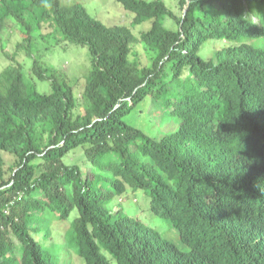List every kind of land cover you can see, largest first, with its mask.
I'll return each mask as SVG.
<instances>
[{
    "label": "trees",
    "instance_id": "trees-1",
    "mask_svg": "<svg viewBox=\"0 0 264 264\" xmlns=\"http://www.w3.org/2000/svg\"><path fill=\"white\" fill-rule=\"evenodd\" d=\"M117 1L133 26L149 22L139 37L80 3L0 0V39L16 22V52L50 85L37 90L19 62L0 71V264H65L36 234L71 214L66 242L81 264H264V0H176V12ZM36 39L87 48L77 96L40 64ZM147 96L176 118L173 131L152 137L123 120ZM74 148L90 176L63 161ZM113 196L145 197L166 224L109 207Z\"/></svg>",
    "mask_w": 264,
    "mask_h": 264
},
{
    "label": "rangeland",
    "instance_id": "rangeland-1",
    "mask_svg": "<svg viewBox=\"0 0 264 264\" xmlns=\"http://www.w3.org/2000/svg\"><path fill=\"white\" fill-rule=\"evenodd\" d=\"M164 4L174 12H176L175 2L176 0H163ZM62 4L80 3L82 4L88 13L100 20L106 25H127L131 28L132 32L139 37L141 31L146 30L149 27V22L142 24L132 25V19L134 13L125 9L117 0H60ZM17 23L14 21H8V24L3 28V33L0 39V71L7 65H14L19 62L22 71L25 74L27 81L34 85L39 91H49L50 85L46 81L38 80L32 72V55H26L23 51L17 53V44L22 41L23 34L15 29ZM19 25V24H18ZM23 29H25L23 27ZM35 44V52L38 50V57L40 58V64L42 66L48 64L59 69L65 74V77L69 80L73 86L74 94L77 96L78 88H82L85 83L86 77L90 69V61L88 50L85 46L70 44L63 42L60 44H53L51 40L36 39L33 42ZM216 43L211 41L205 47V53L210 55V51L216 47ZM132 48L137 52L142 60H145V54L141 49L138 42L133 43ZM59 72V73H60ZM175 117H173L168 109L161 103H157L150 96H147L141 102H138L124 117L123 120L132 125L144 133L156 137L163 133L171 132L176 127ZM5 160L13 161V156L3 154ZM63 161L66 163H75L82 171L87 170L90 176L91 171L94 172L93 166L86 159L83 150L81 148H74L70 150L64 157ZM87 167V168H86ZM90 167V168H89ZM85 174V173H84ZM107 188V185L105 189ZM140 193V191H138ZM119 203V207H122L125 213L132 215L134 212L139 218L145 219V213H147L152 221V225L155 227L164 226L166 223L160 218L154 217L148 210L145 197H137L136 201L123 199L119 200L116 196H113L109 201L108 206H115ZM49 219L50 234L44 235V231L39 228L40 231L36 234L37 238L44 245L47 253L51 258H55L65 264H81L80 257L75 252L76 248H72L67 245V240L70 238V220L73 217L71 214L66 219H59L57 216H52ZM163 229V234L168 235L169 239H173L167 233V229Z\"/></svg>",
    "mask_w": 264,
    "mask_h": 264
}]
</instances>
